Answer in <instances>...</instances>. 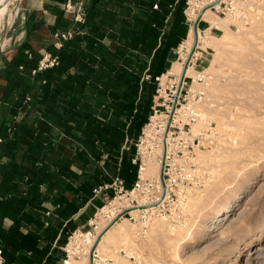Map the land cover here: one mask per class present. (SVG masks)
Returning a JSON list of instances; mask_svg holds the SVG:
<instances>
[{
  "label": "crops",
  "instance_id": "obj_1",
  "mask_svg": "<svg viewBox=\"0 0 264 264\" xmlns=\"http://www.w3.org/2000/svg\"><path fill=\"white\" fill-rule=\"evenodd\" d=\"M179 1L22 0L0 48L3 264H62L66 235L105 200L94 190L128 178L136 123L150 114L149 74L167 73L187 36L188 27L184 38L166 35L183 26ZM66 31L56 47L54 33ZM44 56L59 63L40 70Z\"/></svg>",
  "mask_w": 264,
  "mask_h": 264
},
{
  "label": "rangeland",
  "instance_id": "obj_2",
  "mask_svg": "<svg viewBox=\"0 0 264 264\" xmlns=\"http://www.w3.org/2000/svg\"><path fill=\"white\" fill-rule=\"evenodd\" d=\"M8 1L0 0V7L3 6L0 48L4 33L17 17L9 20L13 4ZM204 1L207 0L198 3ZM21 2L14 3L18 11ZM212 14L227 24V30L211 27L204 32L206 23L209 24L204 19L198 29L202 37L207 35L223 41L217 47H202L199 42L190 66L197 73L196 78L186 77L180 93L175 76L165 73L159 78L150 114L131 141L136 161L134 182L141 168L139 187L132 193V187L110 191L94 209L92 224L80 229L96 226L95 232H98L110 220L112 212L157 195L158 177L150 173V168L160 162V145L168 132L165 143L168 147L170 142L171 157L179 167L176 175L183 183L174 188L169 200L157 210L158 215L151 217L145 226L142 225L144 213H126L117 220L115 227L126 231L129 239L120 243L113 230L105 236V243L96 251L108 264H256L250 261V253L256 249L262 250L257 264H264V96L254 104L243 101L245 77L240 68L237 70V63L231 67L229 56L234 55L232 59L241 56L239 46L244 41L256 45L259 23L264 20V0H224ZM185 18L189 29L186 15ZM183 42L177 47L172 64L184 61V52L179 56L184 50ZM230 78L233 85L227 83ZM260 79L256 82L262 83L263 91L259 93L264 94V78L260 76ZM251 81L256 83L255 75ZM175 100L180 103L176 109H180L167 128ZM189 104L196 113L202 112L203 120L200 114L194 121L190 115H184ZM184 134L189 140L196 137L203 145L193 161L178 152L183 147L180 140ZM226 205L232 207L230 217L213 223ZM85 257L86 254L75 252L69 264H86Z\"/></svg>",
  "mask_w": 264,
  "mask_h": 264
},
{
  "label": "bare ground",
  "instance_id": "obj_3",
  "mask_svg": "<svg viewBox=\"0 0 264 264\" xmlns=\"http://www.w3.org/2000/svg\"><path fill=\"white\" fill-rule=\"evenodd\" d=\"M19 1H21V0H9L8 1V4L9 3L13 4V8H12L11 13L9 15L10 16L9 17L10 21L13 19V17L16 16L17 11H18V8L15 7L14 3L15 2L17 3ZM198 1L197 0H188V2H187L188 3V7H187V9L185 11V15L187 17V20L189 21V29H188L187 38L184 40L183 46H182L184 48V50L181 51L180 54H179V56H180V55H182V52H184V54H183L184 61H185V59H187L188 54L190 52V49H191V47H192V45L194 43L195 34H194L193 26H194V23H195L196 19L198 18V16L201 13H202V15H201L200 21H203V19H204V20H207L209 22L210 27L220 28V29H223L224 31L227 30V24L223 20H220L219 18H215L216 16L214 17L213 16L214 14H212L213 11H216V9H218L220 3L223 0H220L219 2L217 0H207V1L201 2V4L198 3ZM2 7L3 6L0 7V10H1ZM204 32H205V30H204ZM258 32L260 34H258L259 36L257 38L258 41L256 40L257 41L256 45L253 46L252 44L247 43L245 41L243 43L241 42L242 44H240V46H239V48L241 49V51H240L241 52V56L232 59V57L234 55H232V54L229 55L230 56V65H231V67H234L236 65V63H237V70H239V68H240V71L243 72V77H245L244 81H243V85H242L243 90L245 92V96H244V100L243 101H245V102L250 101L251 104H254L256 101H258L259 99H261L264 96L263 92H262V94L259 93L263 89V88H261L262 87V83H259L261 86L258 84V82H259L258 79H260V76H262L264 78V20H263V22L259 23ZM196 39H197V47L200 46L199 42H202L201 43L202 47H207V46L217 47V44H220V42L223 41V39L211 38V36H207V35L205 37H202L198 27H197V31H196ZM179 59H180V57L177 59V61H179ZM184 61L182 60V62H174L171 65L170 69L167 71V73L175 76V78H176L175 79L176 86L178 85L179 80H180V76H181V74L183 72V66H184V63H185ZM196 74L197 73L194 72L190 66H187V68H186V70L184 72V79L186 77L196 78ZM254 75H255V82L256 81H258V82H256V83L253 82L254 83L253 84L252 81H251V77H253ZM261 79H260V82L262 81ZM193 81H195V80H193ZM227 83H229V85H233V79L230 78L229 81H227ZM254 95H256V96H254ZM238 103H239V105L241 104L240 102H238ZM242 105H243V102H242ZM262 105L263 104L261 103V106ZM236 106H238V104ZM236 108H238V107H236ZM249 109H251V107ZM196 111L194 110L195 113H196ZM196 114H200V120H203L202 118L204 116L202 115V112L201 113L199 112V113H196ZM198 126H200V125H197V127ZM167 136H168V132H167ZM167 136H166V140L168 139ZM163 137H164V135H163ZM169 139H170V136H169ZM166 140L164 138L162 140V144L160 145L161 146L160 147V158H159L160 162H157L155 164V166L150 168V173H153V174L157 175L158 180H160V177H159L160 176V163H161V158H162V154H163V151H164V143H165ZM166 143H165V145H166ZM168 148L169 147L166 146V148H165L166 151L168 150ZM132 207H134V206L128 205V206L124 207L122 210H118L117 212H112V216L110 218V221L112 219H114L115 217H117V215L122 213L125 209H131L129 211L130 214L137 213L138 209H132ZM148 207L149 208L150 207L153 208V206H148ZM231 211H232L231 205H226V207L224 208V211L221 212L219 215H217L215 217L216 219H214L213 223L223 222L226 218L230 217V215H231L230 212ZM108 223H109V221L107 223H105L106 225L104 224L105 227L108 225ZM115 225H117V222H115L109 229H107L100 236V238L98 240V243L95 246V249L97 251H99L100 248L102 247V245L105 243V239H106L105 236L107 234L111 233V230H113L112 233L114 234V236L117 239V241H119L120 243L121 242H126L129 239L128 233L126 231H124L121 227H115ZM103 226H101V228H100L101 230L100 229L98 230V234L99 235H100L101 231H103V229L105 228ZM91 245H93V244H91ZM261 257H262V250H260V249H256L254 251H251V253H250V259H251L250 261H252L253 263H256V264L259 263V260H260ZM85 262H86V264H89V262H90V258H89L88 255H86V257H85Z\"/></svg>",
  "mask_w": 264,
  "mask_h": 264
},
{
  "label": "built area",
  "instance_id": "obj_4",
  "mask_svg": "<svg viewBox=\"0 0 264 264\" xmlns=\"http://www.w3.org/2000/svg\"><path fill=\"white\" fill-rule=\"evenodd\" d=\"M222 2L220 4H222ZM231 4H232V2H229V5H231ZM65 10L68 13L73 15L74 21H76V22H82L83 21V14L80 10V7L77 6V8L75 9L74 4L71 1L66 2ZM184 12H185V10H184ZM184 15H185V13H184ZM72 34H73L72 31L54 33L53 36L57 41L55 43L56 47L59 48L61 46L60 42L71 38ZM196 52L197 51L195 49V51H194V53H193V55L189 61L188 66H192L193 60L195 59V56H196ZM58 63H59V59L57 56H44L43 58H41L39 60L37 68L42 70V69H46V68L56 66ZM159 78L160 77H156L155 80L158 82ZM179 104H180L179 101H177L175 108H174V111H173L171 121H173V118L176 117V115L178 114L177 112L180 108L176 109L177 108L176 106ZM194 110H195V108L189 104L188 108H186V112H183V113L185 116L190 115L191 120L194 121L197 117V114L194 112ZM170 136H171V134H170ZM170 140H171V138H170ZM195 140H196V137L190 138V140H189V138H187V136L185 134L183 136H181V140H180L181 141L180 144L181 145L183 144L182 145L183 147H182L181 151H178V152H181V154L184 155L185 158H189V160H191V161L194 160V156H195V153L198 150V148L200 146H203L202 144H200V142L198 140H196V142H195ZM168 147H169L168 150L165 152L164 166H163V172H162L164 189H163V186H162L160 180H158L159 183H158V186L156 187L157 195L150 197L147 201H145L143 203H140V204L137 203V205H133L134 207H132V209H138V212L140 214H143V213L146 214V215H143L144 216L143 217L144 223L142 224L143 226L146 225V223L148 222V220L151 219V217H156L158 215L157 210L159 211V208L162 207L169 200L171 193L173 192L174 188H177L179 186V184L183 183V180L179 179V177L176 175V168H179V167H177L178 163H177L176 159L171 157L170 142L168 143ZM132 162L136 163L135 160H133ZM140 171H141V168L138 171L137 180L132 185V189L130 191L131 193L139 187ZM117 188H119L120 190H123V188H124L123 183L119 178L113 179V181L110 184H105V185H102V186L96 188L94 190V194L97 195V194L102 193L106 199L108 196V193L110 191L116 190ZM148 206H153V208H151V207L149 208ZM126 210H128V209H126ZM129 211H126V213H129ZM126 213H124V214H126ZM147 213H148V215H147ZM111 221L109 220V223ZM91 224L92 223L89 222L88 226H90ZM95 229H96V226H94L93 228L91 227L88 230H84V231H81L80 229H76V230L72 231L67 236L66 244L63 247L64 258L62 260V264H69V261L72 257H74L75 252L77 254H81V255H83V254L88 255L89 258L91 259V262H89V264H108V262L106 260L102 261L98 257L97 251L95 248L91 252V256H90V251L92 248L91 246H93L91 244H94L96 237L98 236V232H95ZM3 263H4V258H3L2 250L0 249V264H3Z\"/></svg>",
  "mask_w": 264,
  "mask_h": 264
},
{
  "label": "trees",
  "instance_id": "obj_5",
  "mask_svg": "<svg viewBox=\"0 0 264 264\" xmlns=\"http://www.w3.org/2000/svg\"><path fill=\"white\" fill-rule=\"evenodd\" d=\"M185 8H186V0H180L179 1V5H178V8H177V10H176V14H177V17H176V22H177V24L179 23V21H180V19H181V21L183 22V26L181 27V30L179 29V27H178V25H177V27L176 28H172L171 29V31H168V33L166 34L167 35V38H168V40L170 39V38H172V37H174L175 35H177L178 36V34L181 32L182 33V36H183V38L185 37V34H186V30H187V27H188V24H187V22H186V18H185V15H184V10H185ZM170 44V41H168V45ZM178 44V41L177 42H175L174 43V46H176ZM161 75V73H150L149 74V77H150V79H149V81H150V88H149V100L150 101H152V98H153V96L155 95V89H156V86H157V81L155 80V78L156 77H158V76H160ZM143 92H147V91H142V93ZM152 103V102H151ZM146 120V119H145ZM144 120V121H145ZM143 121V122H144ZM141 124H142V122L141 123H136V126L137 127H140L141 126ZM130 152L132 153V154H134V149H133V146H131V148H130ZM130 163V162H129ZM129 167H130V169H132V172L130 173V174H133V179L135 180V178H136V173H135V170H136V165H132V164H129ZM130 174H129V176H128V178L125 180L124 179V181H122V183H123V187L125 188V189H130L131 187H132V184H133V182H132V178H131V176H130ZM132 179V180H131ZM125 181L127 182L128 181V183H125ZM69 234V233H68ZM68 234L66 235V239H65V242H63L64 244L66 243V241H67V236H68Z\"/></svg>",
  "mask_w": 264,
  "mask_h": 264
},
{
  "label": "water",
  "instance_id": "obj_6",
  "mask_svg": "<svg viewBox=\"0 0 264 264\" xmlns=\"http://www.w3.org/2000/svg\"><path fill=\"white\" fill-rule=\"evenodd\" d=\"M218 2L220 1V0H217ZM201 15H202V13L198 16V18L196 19V21H195V23H194V26H193V30H194V34H195V40H194V43H193V45H192V47H191V49H190V52H189V54H188V57H187V59H186V62L184 63V67H183V72H182V74H181V76H180V80H179V83H178V87H177V91L180 93V90H181V87H182V83H183V81H184V72H185V70H186V68H187V66H188V64H189V61H190V59H191V57H192V55H193V53H194V51H195V49H196V47H197V39H196V31H197V27H198V24H199V22H200V19H201ZM8 38H9V35H8ZM178 93V94H179ZM176 100L175 101H173V103H172V107H171V110H170V112H169V118H168V126H167V128L169 127V125H170V122H171V118H172V115H173V111H174V108H175V105H176ZM166 145H165V143H164V151H163V154H162V158H161V165H160V182H161V184H162V186H163V189H164V182H163V176H162V172H163V166H164V158H165V152H166ZM128 210H130V209H128ZM128 210H125L124 212H122L120 215H118L115 219H113L110 223H108V225L103 229V231H101V233H100V235L98 234V236L96 237V240H95V242H94V244H93V246H92V248H91V251H90V256H91V252L93 251V249L95 248V246H96V244L98 243V240H99V238H100V236L108 229V228H110L115 222H117V220L124 214V213H126V211H128ZM90 262H91V259H90Z\"/></svg>",
  "mask_w": 264,
  "mask_h": 264
}]
</instances>
